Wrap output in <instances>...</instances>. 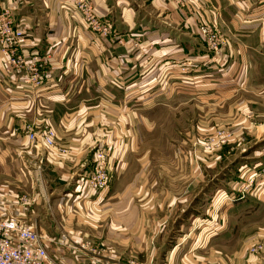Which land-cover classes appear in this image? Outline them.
Segmentation results:
<instances>
[{"label": "crops", "instance_id": "1", "mask_svg": "<svg viewBox=\"0 0 264 264\" xmlns=\"http://www.w3.org/2000/svg\"><path fill=\"white\" fill-rule=\"evenodd\" d=\"M79 4L110 21L108 35ZM3 8L27 37L21 68L0 46V216L27 219L57 264H264V249L250 248L264 231V0ZM204 25L221 37L218 52ZM158 125L173 130L153 152ZM218 126L230 137L209 150ZM44 130L55 134L47 149L28 138ZM97 149L113 179L90 191Z\"/></svg>", "mask_w": 264, "mask_h": 264}, {"label": "built area", "instance_id": "2", "mask_svg": "<svg viewBox=\"0 0 264 264\" xmlns=\"http://www.w3.org/2000/svg\"><path fill=\"white\" fill-rule=\"evenodd\" d=\"M78 9L83 13L87 24L92 30L104 35L109 34L110 21L94 17L91 8L86 4H79ZM201 32L207 37L211 49L218 52L220 38L207 25L201 27ZM26 37L27 33L16 22L14 13L8 8H3L0 11V46L3 53L10 58V61L20 68L25 61L17 50L25 42ZM36 61L35 58V64ZM31 71L30 79L36 84H40L42 78L35 65L32 66ZM51 131L44 130L40 134L47 145L54 143L55 134ZM43 133L47 134L43 135ZM217 133L205 141V148L213 150L228 142L230 133L223 130ZM36 136L35 131L28 133L31 142L37 141ZM112 179L113 173L109 168V153L106 149H97L94 153L91 170L84 176L86 188L90 191H100L106 188ZM249 185H251V181H249ZM34 228L30 226L27 219L21 216L17 218L0 216V264H57L53 261L47 246L44 244L45 238Z\"/></svg>", "mask_w": 264, "mask_h": 264}, {"label": "rangeland", "instance_id": "3", "mask_svg": "<svg viewBox=\"0 0 264 264\" xmlns=\"http://www.w3.org/2000/svg\"><path fill=\"white\" fill-rule=\"evenodd\" d=\"M84 2V1H82ZM87 5V4H86ZM219 41H221V37L219 39ZM154 115L156 117H159L162 119V113L160 114L158 111H154ZM155 118V117H154ZM171 130H173L172 127L170 126H162V125H158L156 126V131L153 130V134H150L151 136V145H152V150L153 152H158V151H162V148L166 149V145L168 144L166 139L169 135V133L171 132ZM225 131L224 130V127L222 126H218L216 127V130L214 131V135L218 134L217 132L218 131ZM226 132V131H225ZM228 133V132H227ZM210 136V135H209ZM212 137V136H210ZM153 141V142H152ZM224 145V144H223ZM204 148V146H203ZM205 149V148H204ZM95 153V151H94ZM157 161V159H155ZM162 160V159H161ZM226 163V162H225ZM225 163H222L220 169L225 165ZM219 169V170H220ZM224 172V170L220 173V175ZM260 176V172L259 170L256 171L255 173L252 174V176L249 178V181H251V185L253 184V182L255 181V178H258ZM254 177V178H253ZM253 178V179H252ZM252 179V180H251ZM235 195L236 197L238 196V191H235ZM218 207V206H217ZM260 218V220H259ZM256 229L258 231V229L261 228V226L259 225V222L258 221H261V225H262V228L264 229V207L261 208V212H260V215H258L256 217ZM255 224V223H253ZM260 236H262L261 238H259V235H258V238L252 243L250 244V248L251 249H264V231H262V233L260 234ZM254 251V250H253Z\"/></svg>", "mask_w": 264, "mask_h": 264}, {"label": "bare ground", "instance_id": "4", "mask_svg": "<svg viewBox=\"0 0 264 264\" xmlns=\"http://www.w3.org/2000/svg\"><path fill=\"white\" fill-rule=\"evenodd\" d=\"M9 61H10V58H9ZM11 65H14V63L12 62V61H10L9 62ZM45 131H47V130H45ZM41 132L42 131H36V134H37V141H36V144L37 145H42V146H44L46 149L48 148V147H52L53 146V144L52 145H47V142H44V140L42 139V137L40 136V134H41ZM48 133V132H47ZM47 133H43V135L44 134H47ZM29 138V140H30V142H31V139H30V137H28ZM31 143H33V142H31ZM36 148V147H35ZM7 217V216H6ZM10 217H19V216H10ZM30 224V226H32L33 228H34V226L31 224V223H29ZM35 229V228H34ZM37 230V229H36ZM38 231V230H37ZM39 232V231H38ZM40 233V232H39ZM42 234V233H41ZM44 237V236H43ZM45 238V237H44ZM44 244H45V246H46V238H45V241H44Z\"/></svg>", "mask_w": 264, "mask_h": 264}]
</instances>
